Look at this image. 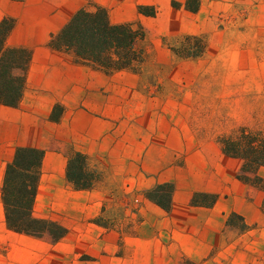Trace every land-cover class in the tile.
Returning <instances> with one entry per match:
<instances>
[{"label":"crops","instance_id":"crops-1","mask_svg":"<svg viewBox=\"0 0 264 264\" xmlns=\"http://www.w3.org/2000/svg\"><path fill=\"white\" fill-rule=\"evenodd\" d=\"M103 4V0H0V21L12 20L4 47L30 52L18 105L0 104V186L16 148H38L44 154L33 215L65 226L68 233L63 239L80 240L83 249L98 258L92 262L237 264L235 253L245 254L241 264H260L256 234L248 232L254 239L243 248L226 225L230 212L240 214L249 225L260 226L264 219L260 209L264 192L236 178L241 161L223 154L216 137L185 135V129L171 126L154 113L157 105L141 116L140 102L122 104L119 94L106 96V87L115 91L110 81L117 72L105 73L50 47L51 37L77 10ZM56 105L61 112L52 120ZM73 151L83 153L88 169L98 174L90 189L76 190L66 179ZM259 174L264 177V168ZM163 182L174 186L169 212L146 196ZM194 191L218 198L210 207L193 206ZM107 211L114 222L129 224L128 230H107L91 222ZM0 230L32 241L47 236L8 230L1 197ZM253 243L256 249L249 250Z\"/></svg>","mask_w":264,"mask_h":264},{"label":"rangeland","instance_id":"rangeland-1","mask_svg":"<svg viewBox=\"0 0 264 264\" xmlns=\"http://www.w3.org/2000/svg\"><path fill=\"white\" fill-rule=\"evenodd\" d=\"M103 1L111 22L138 23L145 32L139 67L116 71L110 81L115 91L106 87V96L119 94L122 104L140 102L141 116L157 105L154 113L185 129V135L205 134L217 140L239 125L264 129V0H190L195 11L185 8L186 0ZM140 6L151 14L141 13ZM186 35L203 38L201 55L175 52ZM195 44L189 42L190 47ZM127 128L122 127V134ZM91 222L118 232L129 227L114 222L111 211ZM227 229L243 248L254 239L248 232L255 233L264 264V219L246 232ZM251 245L249 250L256 249V243ZM233 255L237 264L246 259L245 254ZM97 259L74 236L56 245L49 236L32 241L0 230V264H96L92 261Z\"/></svg>","mask_w":264,"mask_h":264},{"label":"trees","instance_id":"trees-1","mask_svg":"<svg viewBox=\"0 0 264 264\" xmlns=\"http://www.w3.org/2000/svg\"><path fill=\"white\" fill-rule=\"evenodd\" d=\"M185 8L190 11L197 9L190 5V0L185 1ZM145 10V6L139 7L141 13L151 14ZM11 26V19L0 21V104L15 107L21 98L30 52L22 48L4 47V40ZM144 37L145 32L140 24L113 23L106 9L97 5L77 10L66 25L51 37L49 45L72 54L78 62L92 65L105 73H113L139 67L143 60L140 43ZM183 40L175 49L177 54L197 57L203 53L205 42L202 37L186 35ZM191 40L196 42L195 47L189 46ZM60 112L61 107L56 105L51 119L57 120ZM217 142L223 154L241 161L236 178L264 192V177L259 174L260 169L264 168V129L239 125L218 135ZM43 154L38 148H16L12 160L5 168L0 197L8 230L34 237L47 235L52 243H57L67 235L68 229L53 219L33 215ZM97 178L96 171L88 169L83 153H70L66 165V179L74 189H90ZM173 190L171 182H163L147 190L146 196L169 212ZM217 198L213 193L194 191L190 204L210 207ZM261 209L264 211V200ZM226 225L240 232L251 229V225L236 212L228 213Z\"/></svg>","mask_w":264,"mask_h":264}]
</instances>
